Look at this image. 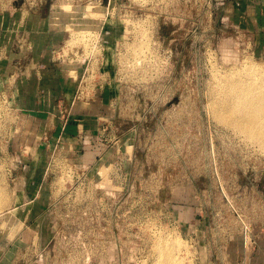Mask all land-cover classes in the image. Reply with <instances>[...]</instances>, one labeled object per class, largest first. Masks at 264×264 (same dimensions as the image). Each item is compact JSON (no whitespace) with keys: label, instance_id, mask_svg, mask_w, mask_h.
I'll list each match as a JSON object with an SVG mask.
<instances>
[{"label":"rangeland","instance_id":"rangeland-1","mask_svg":"<svg viewBox=\"0 0 264 264\" xmlns=\"http://www.w3.org/2000/svg\"><path fill=\"white\" fill-rule=\"evenodd\" d=\"M100 2L49 0L39 26L82 44L108 12L126 30L113 126L89 125L92 147H26L0 77V264H155L167 250L264 264V150L217 110L227 75L264 73V0Z\"/></svg>","mask_w":264,"mask_h":264},{"label":"crops","instance_id":"crops-1","mask_svg":"<svg viewBox=\"0 0 264 264\" xmlns=\"http://www.w3.org/2000/svg\"><path fill=\"white\" fill-rule=\"evenodd\" d=\"M5 2L7 12L0 16V77L15 81L13 93L18 97L20 120L26 124V147L36 145L44 153L57 142H73L81 136L92 139L88 129L96 121L100 137L104 136L113 126V98L118 90L112 86L111 66L98 76L103 88H91L85 99L78 100L80 80L71 79L51 59L52 49L64 35L39 27L49 0Z\"/></svg>","mask_w":264,"mask_h":264},{"label":"built area","instance_id":"built-area-1","mask_svg":"<svg viewBox=\"0 0 264 264\" xmlns=\"http://www.w3.org/2000/svg\"><path fill=\"white\" fill-rule=\"evenodd\" d=\"M102 1L103 0H101V2ZM4 3L5 5H3ZM6 8L5 0H0V16L2 13H6L4 12ZM102 15L105 20H100V22L97 24L95 23L93 26L91 24V31L85 29L84 32L81 33L85 34L82 44L72 43L74 38L70 36V39L64 44L61 43L62 45H56L51 52V59L54 63L62 67L71 79L76 78L80 80V91L78 96V100L80 101L88 96L91 88H96L97 86L98 88H103V85L98 82V76L104 72L107 65L111 66V72H109L114 81L112 86H114V88H119V83H121V85L124 83L120 81L121 67L124 65H122L119 55L120 51L124 48L123 44H125L124 41H120V38L125 34L126 30L120 28L117 24H115V27L109 26L110 23H108V20L109 18H113L114 14L110 15L108 12H104V14L101 13L100 16ZM116 17L117 19L130 18L135 21L139 19L138 14L133 11H126L125 14L123 13L121 16ZM132 26L134 29L137 27L135 24ZM112 54L115 56L114 61H111ZM80 72L81 76L79 79ZM121 88L120 86V89ZM117 91L118 90L115 92V98ZM114 105L115 103L113 102V107ZM104 132H106V130ZM75 140L79 143H83L84 146L92 147L93 142L89 137L81 136Z\"/></svg>","mask_w":264,"mask_h":264},{"label":"bare ground","instance_id":"bare-ground-1","mask_svg":"<svg viewBox=\"0 0 264 264\" xmlns=\"http://www.w3.org/2000/svg\"><path fill=\"white\" fill-rule=\"evenodd\" d=\"M255 67L256 66L252 67V69ZM252 69L248 74L249 80L248 76L247 80L243 81L235 76L227 75L225 77L223 85H221L218 89V92L220 93L219 96L222 98V96H225L227 93L230 95L225 96L227 99L232 96H234L233 98L235 99L231 98L232 101L230 99V102L228 100V102H226V98L223 97L220 101L221 104L218 102L220 105L217 110L218 115L223 120H228V122L230 121L233 126H236L239 129L238 132H242L247 139L251 140L252 143H257L259 147L264 150V73L260 75L256 73V70ZM2 191H0V193H2ZM1 196L4 195L0 194V209L2 210V207L4 206L3 204H6V202L4 201L5 198L2 199ZM1 200L5 203L1 202ZM159 257L158 258L160 260L157 259L158 261L155 262V264H184L177 260V258L173 255V252L168 250Z\"/></svg>","mask_w":264,"mask_h":264}]
</instances>
